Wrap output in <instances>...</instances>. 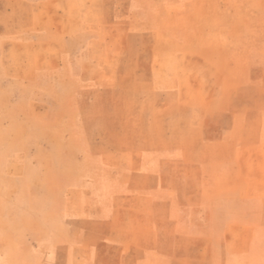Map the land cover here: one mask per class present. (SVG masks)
Segmentation results:
<instances>
[{
    "label": "rangeland",
    "instance_id": "rangeland-1",
    "mask_svg": "<svg viewBox=\"0 0 264 264\" xmlns=\"http://www.w3.org/2000/svg\"><path fill=\"white\" fill-rule=\"evenodd\" d=\"M0 264H264V0H0Z\"/></svg>",
    "mask_w": 264,
    "mask_h": 264
}]
</instances>
